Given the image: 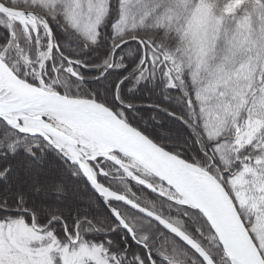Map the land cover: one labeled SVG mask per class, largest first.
Returning <instances> with one entry per match:
<instances>
[{
	"label": "snow or ice",
	"instance_id": "snow-or-ice-1",
	"mask_svg": "<svg viewBox=\"0 0 264 264\" xmlns=\"http://www.w3.org/2000/svg\"><path fill=\"white\" fill-rule=\"evenodd\" d=\"M0 264H264V0H0Z\"/></svg>",
	"mask_w": 264,
	"mask_h": 264
}]
</instances>
